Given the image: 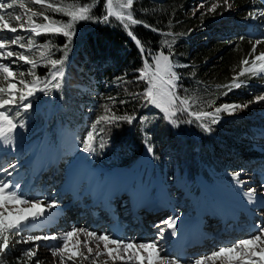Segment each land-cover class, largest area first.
<instances>
[{"label":"trees","instance_id":"obj_1","mask_svg":"<svg viewBox=\"0 0 264 264\" xmlns=\"http://www.w3.org/2000/svg\"><path fill=\"white\" fill-rule=\"evenodd\" d=\"M24 2L29 5V0ZM195 2L200 3L198 0H134L133 9L124 11H133L134 18L159 30L154 32L143 24L130 26L134 35L152 53L162 51L169 55L168 47H162V44L166 40L172 42L174 38L170 59L181 65L174 69L180 76L177 81L179 87L175 91L181 97L195 100L193 111L212 112L222 104H244L253 100L258 93L250 92V85H242L231 91L217 86L231 83L232 77L240 71L242 59L251 61L254 55L264 51V33L250 36L241 25L220 33L218 30L221 25L217 24L216 18L227 6L223 5L222 0H201L202 9L195 10ZM57 3H61V0H57ZM103 4L104 0H97V7L93 10L95 16L103 14ZM213 4L219 6L215 13H209L208 9ZM230 4L233 8L232 21L241 24L248 23L249 12L264 8L261 0H230ZM114 7L118 10L117 0H114ZM15 8L17 12L23 13V10ZM33 8L36 10L40 6L35 5ZM48 14L57 20L68 19L62 14ZM111 19V24L92 21L76 24V35L64 65L65 77L61 90H47V94L39 92L31 98L32 108L22 111L18 118L25 125L24 128L16 129L19 130V136L29 137V142L46 137L51 144L60 138L62 144L66 141V145L70 146L74 157L83 154L91 167L124 172L143 153L148 152L147 138V144L153 148L152 153L148 152L152 160L151 173L164 163H170L178 176L189 183L198 179L212 182L207 168L220 172L230 167L233 164V149L240 147L242 139L250 141V146H257L252 143L256 138L253 130L259 125L244 117H230L222 112L218 114V123L211 124L210 118L196 121L186 112H177L173 119L176 121L174 125L153 106H143L144 101L133 99L130 93L142 92L147 86L144 80L137 81L143 60L135 41L114 17ZM12 23L15 25L16 22L13 20ZM161 32L173 35L162 36ZM208 32L213 33L208 35ZM34 39L37 47L29 55L38 61L34 69L36 76L45 78L50 65L41 61L39 51L43 50L47 55L48 49L40 46L54 39L55 46L62 48L66 38L62 35L41 34ZM253 44L256 45V53L248 56ZM53 51V58L63 56V52L57 51L55 47ZM31 67L21 61L15 70L24 71V79L31 82L34 77L27 74ZM239 79L250 84L261 82L260 78L248 73ZM110 96L117 100V114H131L136 119L131 124L120 122L118 126L106 128L95 139L94 153H86L82 148V140L91 122L103 113L101 106L112 105L107 99ZM120 100H126L127 103L120 104ZM210 101H214L211 106ZM48 104L51 113L45 119ZM261 109L264 111V106ZM142 118H146L144 124L140 122ZM201 123L208 125L211 130L205 131L199 126ZM250 146L245 151H257L256 147ZM63 148L64 153L67 152V148ZM231 169L239 171L240 167ZM30 260L23 256V251L14 252L7 258L9 264H28Z\"/></svg>","mask_w":264,"mask_h":264},{"label":"snow or ice","instance_id":"obj_2","mask_svg":"<svg viewBox=\"0 0 264 264\" xmlns=\"http://www.w3.org/2000/svg\"><path fill=\"white\" fill-rule=\"evenodd\" d=\"M222 3L227 8L231 7L230 0H222ZM17 4H19L20 9H23V13L16 11L15 6ZM133 4L134 0H117V10L114 7V0H104L103 14L97 17L93 14V10L97 7V0H70V2L68 0H61V3H57V0H29V5H26L24 0H0V144L4 147L13 145L16 129L18 127H25L24 123L19 121L18 118L22 111H28L32 108L31 98H34L37 92H45L47 94V90H61L65 77L64 65L68 58V52L71 50L73 38L76 35L75 26L81 21L111 24L113 23V19L111 18L114 17L115 21L123 26L128 36L139 47L143 60V67L138 70L139 76L137 77V81L144 80L147 85L142 92H133L130 95L133 99L144 101L143 106L153 105L160 108L165 113V119H168L174 125L176 121L171 118L176 116L177 112H186L189 116L194 117L196 121H200L202 117H207L210 118L211 124H216L218 123V114L222 112L233 115L238 110L248 108L251 103L264 101V94H262L244 104H222L215 107L212 112L203 110L193 111L192 105L195 103V100H190L187 96L181 97L175 91L179 87L177 81L180 79V76L174 69L181 67V65L175 64L170 59L171 43L174 42V38L172 42L166 40L162 44V47L165 45L168 47L169 55H165L162 51L152 53L146 49L131 31L130 26L143 24L144 27L150 28L154 32L159 30L144 21L134 18L133 11H124L125 9H133ZM35 5H39L40 8L34 10L33 6ZM218 6V4H213L208 9V12L215 13ZM50 12L62 14L63 16H67L68 19L66 21L63 19L57 20L53 15L48 14ZM203 15L202 13V17ZM248 17L254 20L264 17V9L249 12ZM13 20L16 22L15 25L12 23ZM41 34H48L50 36L62 35L66 38L62 48L55 46L54 39H49L44 45L40 46L42 49H48L47 55L45 51H39L41 61L46 62V65H50L49 74L45 78L36 76L34 69L38 66V61L29 55L37 47V41L34 37ZM160 34L162 36L173 35L170 32H161ZM257 43L262 42L258 41ZM54 47L57 51L63 52L62 57L53 58L55 55L53 51ZM254 53H256L255 44H253L248 56H253ZM5 60L8 62L5 63ZM21 61L24 64L32 66L27 71L28 75L34 77L31 82L24 79L26 75L24 71L17 72L15 70ZM240 65V71L232 77L230 84L218 85L217 87L226 88L228 91H231L233 88H240L242 81H240L239 77L244 76L246 73L264 79V52L254 55L251 61L247 58L242 59ZM17 77H19L18 83L23 85L25 91L21 92L18 89ZM223 94L227 95V92ZM107 99L112 102V105L104 104L101 106L103 113L97 115L91 122L82 140V148L86 153H94L95 139L106 128L110 129L111 127L118 126L120 122L131 124L136 119L131 114H117L115 110L116 98L110 96ZM118 102L120 104L127 103L126 100ZM212 103L214 101H210L209 106ZM140 122L144 124L146 118H142ZM199 126L203 127L205 131L211 130L208 125L203 123ZM101 147H103V144H101ZM146 147L149 153L153 152L152 146L147 144V138ZM14 168V164H0V253H5L6 250L10 249L9 241L11 237L24 234L30 222H35L37 219L44 217L46 209H52L57 206L55 201L45 204L40 199L34 200L27 197L19 191L20 185L18 182L5 179V175H13L10 169ZM233 180L237 185L244 183L241 180V173L239 172L233 175ZM244 195L247 197L249 203H252L255 200L256 190L249 189ZM179 219L180 217L176 216L163 222L167 226V229H171L170 234L172 236L177 234V221ZM255 227L258 231L254 235L239 240L235 244L222 246L210 255L196 259L193 264H207L208 261H212L213 264L216 261H219L220 264H264V225H256ZM78 232H87V236L94 237L96 240L103 242L104 249L109 257H113L114 251L119 252L122 250L124 253H131L127 257L128 261L135 259L139 264H180L178 259L169 257L167 254H162L163 250L156 242H125L108 234H97L85 229L74 228L64 233L62 237L28 234L22 241L16 242H33V248L23 251V256L31 259L36 255V249L39 248V245H35V241H59V243L50 245L49 247L52 250L53 256L61 254V264H64L63 253H69V260L77 255H83L69 249V240L76 236ZM159 235L160 238H163V229ZM109 245H115L116 248L110 249ZM141 252L145 255H141ZM88 253L89 257H84L85 259L90 258L92 253L91 247L88 248ZM101 254L97 251V257ZM254 257H259V259H254ZM114 258L124 260L123 256Z\"/></svg>","mask_w":264,"mask_h":264},{"label":"rangeland","instance_id":"obj_3","mask_svg":"<svg viewBox=\"0 0 264 264\" xmlns=\"http://www.w3.org/2000/svg\"><path fill=\"white\" fill-rule=\"evenodd\" d=\"M198 1L200 3L195 2L194 4L195 10L202 9L201 0H198ZM261 1H262V4L264 5V0H261ZM16 7L19 9V11L23 10L19 8V4H17ZM232 14H233L232 7L227 8V10L225 9L224 12L219 14V16L216 18L217 24L221 25L220 26L221 28L218 30V32L220 33L227 32V28H230L231 30H233L234 27H236L237 25H241V26H244L245 31L251 36H256L257 34L264 33V17H261L255 20L250 18L248 23L241 24V23L232 21V17H231ZM212 33L213 32H208L207 34L211 35ZM8 35H11V34H8ZM25 35H27V33H25ZM165 55H168V54H165ZM4 62L7 63L8 61L5 60ZM257 63L259 64V62ZM257 71H259V69H257ZM17 81L19 80L17 79ZM242 85H250L252 89L250 88L249 90L250 92H253L254 94L255 93H258V95L264 94V83L250 84V83L242 82ZM17 87L21 92L25 91L23 88V85L19 84L18 82H17ZM253 88H257V89H253ZM263 106H264V101L256 102V103L249 105L250 107L249 109L238 110L235 114L229 115L230 117H244L248 119L249 121H253L259 125L258 128H255V130H253L256 138L254 139L255 142H252V143L257 146H250L251 144L250 141L242 139L241 144L239 143L240 147L233 149V161H232L233 164L230 167L225 168L221 170L220 172H216L212 168H207L210 176L212 177V183H207L206 181L202 179H198L194 183L190 184L189 182H186L180 176H178L175 168L170 163H164L161 168H157V170L154 173H151L150 169L152 168V160H151L150 154L148 152H145L140 156L137 162L133 164V166H131V170L130 168L128 169V172H126V174H122L119 171L112 173L113 175H121L124 177V179L121 180L122 182L119 185V188L122 189V187L128 184V181H131V179H134L136 180V183H135L134 194L131 196L132 199L135 198L137 201V197L139 198V194L140 195L142 194L143 198H145L146 201H149L150 199L149 197H151V200L157 198L163 201L164 204L167 205L168 210L163 213H162L163 211L162 209L161 211L155 210V214L159 215L158 217H161L164 219L167 218L165 220L174 218L172 216L174 215L176 211L175 217L176 216L180 217V219L177 221V235L181 234V231L182 233L184 232V230L186 231L188 228L187 225H191L193 221L195 220L197 221L200 219V221L202 220L207 221V218L209 217L208 211L210 208L214 207L216 212L222 214L223 212L222 209L219 210L218 207L221 208L222 206H224L225 204L224 202L228 204V199L230 200L231 198L233 200V203L239 202V203H236L235 205L232 204V207L234 206V209L232 207L231 208H232V212L234 213L235 209L238 208V205L243 206L248 202L247 197L244 195V193L247 192L249 189H251L252 186L254 187L257 186L256 191L257 190L264 191V111L261 109ZM153 107L156 108L165 118V113L160 108L155 107V106ZM50 113H51L50 105L48 104L46 108V113H45L46 118L45 119L49 117ZM174 117H172L171 119H174ZM202 118H207V117H202ZM166 120L169 121L168 119ZM19 135H20L19 130H16L13 145L9 147H3L1 150L5 152V155L0 159V164H14L15 165L14 169H10L13 172V175L12 176L5 175L4 178L7 180L18 182L20 185L19 191L22 192L27 197L32 198L34 200L40 199L44 201L45 204H47L48 202L55 201L57 205L56 207L60 208V206H62L60 209L64 210L65 207L67 205L69 206V204L72 201L70 199L64 200L66 196L69 197L68 196L69 194L67 193L66 189H70L73 186H75V181H76L78 172H80L79 174H80L81 180L79 181V185L81 186L83 183L87 182L91 173L97 171V168L91 167L86 162L83 154H80L74 157V155L70 151L71 150L70 146L66 145L67 144L66 141H64L62 144L60 138H58L55 144H51L50 142H48V138L46 137H44L43 139H38L35 141L32 140L31 142H29L30 141L29 137H24V136H19ZM72 135H74V132H72ZM64 137L67 138L66 136ZM64 146L65 148H67V152L65 153H64V148H63ZM249 146L256 147L255 149H257V151H254V150L250 152L245 151V150H248ZM70 152H71V156H70ZM1 153L2 152H0V154ZM235 166L240 167V170L235 171L234 169H231L232 167H235ZM237 172L241 173V180L244 181L242 185H237V183L233 180V175ZM86 184L83 185L82 187L86 186ZM238 188L239 189L242 188L243 192L241 193L234 192ZM61 191L64 194L63 197H61L62 196L60 193ZM168 195H170L173 205L169 202ZM213 197L215 199H213ZM210 199L212 200V202H215V203L217 201L221 202V205L215 204V206H213V203L210 201ZM222 200L224 201L222 202ZM127 201L130 204V199L128 196H127ZM263 203H264V200H263ZM117 204L120 206L114 207L116 212L118 211L119 207L121 208L120 213L125 208H126L127 214L130 213L132 210L130 205L128 207L126 206L123 207V205L119 204V202ZM153 207L154 206H152V208ZM80 208L81 210H83L81 206ZM148 208H151V207H148ZM222 208L224 209V207ZM54 209L55 208L46 209L44 217L37 219L35 222H30V225L25 230L24 234L13 236L10 238V241H9L10 249L6 250L5 253H0V264H9V262H7V258H9V256L12 253L21 252V251H24L25 249L34 247L33 242H28V243H23V242L17 243L16 242V241H22L23 238H26V235L28 234L51 235L50 233L52 232L51 231L49 232V230H47L46 227L41 232L37 231L36 229L39 228L38 227L39 222H41L42 220L44 221V219L47 216H50V214H54L55 212ZM147 213H148L147 216L150 217L147 220L149 222H145V224L142 226L138 224H134V228L132 229L133 231L132 232L129 231L130 236L129 234L125 235L124 237L113 236L112 235L113 226H111L110 228L105 225L100 230L98 229L94 230L90 225L83 224L87 222L86 220L82 223L83 224L82 226H86V228H81V229H85L87 231H91L97 234H106L103 231L104 230L108 231L109 229H111V232L108 233V235L114 238L121 239L125 242L134 241L136 243H145V242L158 243V241H160L159 234L161 230L163 229L164 234L166 235V233L168 234L171 232V229H167V226L163 224L164 219H163V222L157 223L158 225L155 224L153 221L154 217L151 215V212L148 211ZM62 214H63L62 211H60L58 214L60 216V219L58 218L59 220H63ZM259 216L260 215H258V218L255 217L252 222H249L247 217H243L241 228L238 230L240 231L239 234H235L233 232L235 224L230 228V230L227 229L230 231L229 233H223L222 235H219L218 231L214 232V236L218 237L217 241H215V238L213 239L209 238L210 240L208 241L212 245L211 247L206 248L203 252L210 255L212 252L218 250L222 246H228V245L235 244L239 240L246 239L254 235L258 230L253 231L251 233V228H253L255 225H264L263 215L261 218ZM139 217H143V215H140ZM49 219L51 218H48V220ZM150 220H152V222H150ZM58 222H60L61 224L62 229L60 230H63L64 224L61 223V221H58ZM72 222L77 223L76 216L72 219ZM159 224L160 225L163 224L164 226L161 227L159 226ZM117 225H118V229L122 230V227L119 226V224H116V227ZM193 226L194 225L191 226V229ZM114 227H115V224H114ZM138 227H140V229H143V230L145 228L146 229L150 228L151 232L149 236L147 237V240L143 239L140 236V233L142 232V230H139ZM183 227L185 228L183 229ZM67 230L71 231L69 229ZM67 230L66 231L64 230L63 234L68 232ZM135 231L137 232V234H134ZM210 232H211V229L208 230V234L206 235H209ZM61 234L62 233L60 234L52 233V235H55L58 237H62L63 234L62 235ZM82 236L84 238H87L88 237L87 232H82L81 234L77 233L76 236L72 237L69 240V249L82 253L83 255L82 256L77 255L73 257V259L69 260L68 259L69 253L67 252L63 253L64 264H127L124 260L122 261L120 259L121 261L120 262L117 258L116 260H113L111 263L107 262L106 259L109 256L107 255V252L104 249L103 242L97 240V242H94L92 245H89V246L87 245L88 246L87 247L86 245L81 244ZM34 243L35 245H39V248L36 249V255L31 258L28 264H37V262H39V264H61V254H57L56 256H53L52 250L49 247L50 245L59 243V241H51V240L50 241H35ZM174 244L176 243L175 242L171 243V245H174ZM83 246H85L87 249ZM89 247L92 248V253L90 255V258L85 259L84 257H89V253H88ZM167 247H168L167 244H164V246L162 247L163 253H165L166 250L168 253L169 251H171V248H167ZM109 248L115 249L116 246L109 245ZM172 248L175 249V247L173 246ZM193 248L195 247L193 246ZM97 251L102 253L98 257H97ZM121 253H123L125 256L128 254V253H124L122 250H121ZM168 253L167 255L169 257H173L178 260L182 259V258L179 259L177 254L173 256V254H168ZM141 255H145V254L141 252ZM118 256L119 254L116 251H114L113 258L118 257ZM254 259H259V257H254ZM216 262H219V261H216ZM134 263L139 264V262L135 261V259H134ZM180 264H190V263H189V260L188 261L186 260L185 262L180 261Z\"/></svg>","mask_w":264,"mask_h":264},{"label":"bare ground","instance_id":"obj_4","mask_svg":"<svg viewBox=\"0 0 264 264\" xmlns=\"http://www.w3.org/2000/svg\"><path fill=\"white\" fill-rule=\"evenodd\" d=\"M130 170H131V168H130ZM126 172H128V171H126ZM112 173L113 172H111V171H107L106 175L109 177V176L113 175ZM80 180L81 179H80V174H79L78 175L77 186H73L70 189H66L67 193L69 194L68 195L69 197L66 196L64 198V200H69L70 196H71V199H72V201L69 204V206L67 205L64 210L60 209L62 206H60V208L59 207H55L54 214H50V216L48 217V218H51V219L52 218L55 219L56 216L59 214V212L62 211V213H63L62 214V216H63L62 222L64 224V229L60 230L62 228L59 226V223L57 222V223H54L52 225L49 224V232L51 231L53 234H58V233L59 234L60 233L63 234V231L64 230L66 231L67 229L72 230L74 228L75 229L86 228V226H82L83 224L90 225L94 230L95 229L100 230L105 225L107 227H109L111 224H119V226L122 227V230H119L118 233L112 234V235L115 236V237H124L125 235L129 234V236H130V232L129 231H131V232L133 231L132 229L134 228V224H138V225L142 226V225L145 224V222H149V221H147L150 218V217L147 216V214H148L147 212L148 211L151 212V215L154 217L153 221H154L155 224L163 222L164 218L158 217L159 215L155 214V210L156 211L157 210L161 211V209H162L163 210L162 213L168 210V207L163 202H161L157 198L151 200V197H149L150 198L149 201L151 202L150 203L149 201H146L145 198H143L142 194L139 195V198L137 197V202H135L136 201L135 198L132 199L131 196H129V194L125 195L123 192H121L122 189L119 188L120 181L118 179L115 181V185H114L115 188L111 187L109 189V192L113 191V192L119 193L118 197L115 198L112 201V203H111V204H113L112 207L107 210L101 204H98L97 206H94L93 209L90 210L89 214H87L84 210L89 207L88 203L92 199L93 194H92V191H89L88 193H84V194L83 193H79L80 190L85 187V186L84 187H82V186L86 184V183H83L80 186L79 185V181ZM126 186L127 185H125L123 188L126 189ZM252 188H254L256 190L257 186L256 187L252 186L251 189ZM70 191L73 194H70ZM234 192H236V193L240 192L241 193L243 191H242V188H240V189L238 188ZM60 193L62 195L61 197H63L64 194L62 193V191ZM261 193H263V194H261ZM242 195H243V193H242ZM127 196L130 199V204L127 201ZM168 196H169V202L172 204L170 195H168ZM260 196H261V198L264 197V191H258L257 190L256 191V197H255V200H254L253 203L258 202L260 200V198H259ZM213 199H215V198L213 197ZM263 199L264 198H262V200ZM84 200L86 202H84ZM153 201H155V202H153ZM223 201L224 200H222V202ZM247 201H248V199H247ZM118 202H119V204L123 205V207L124 206L128 207L130 205V207L132 209L131 212L127 214L126 208H125L120 213V211H121L120 207L118 208V211L116 212L114 207L115 206H117V207L120 206V205L117 204ZM211 202H212V200H211ZM154 203H155V205H154ZM212 203H213V206H215V204L221 205V202H219V201H217L216 203L215 202H212ZM224 203L226 205H228V206L231 205L230 207H232V204L235 205L236 203H239V202L233 203V200L231 198L230 200L228 199V204L226 202H224ZM259 203H260V205H256L255 206V204L250 205V203L248 201L243 206H239L238 205V208L235 209V211H234V213L232 215H230L227 212H225V210L222 208V207L225 206V204L221 208L218 207L219 210L222 209V211H223L222 214L216 212L214 207H213L214 210H213V208H210L209 211H208L209 217L207 218V221H204V220L200 221V219H199L197 221L196 220L193 221V223L191 225H187L188 228H187L186 231L191 232V230H192L191 226L194 225L193 226L194 227V232L190 233L188 236H186V234H184V236H183V246L182 247L181 246L179 248L177 247V243L180 241V237L182 235V231H181V234H179V235L176 234L175 236H172L170 234L171 232L168 233V234L166 233V235L164 234L163 238H160V241H158L157 244L160 246L161 249L164 246V244H167V246H168L167 248H171V251H169V249H168L169 253L166 250V252L162 253V254H167L168 253V254H173V256H175L177 254V248L180 251L183 250L182 251L183 252L182 259L179 258L180 259L179 261H182V262L184 261L185 262L186 260L187 261L189 260V263L193 264V262L196 259L209 255V254H207V253H205L203 251L206 248L211 247V245H212L208 241V240H210L209 238H211V239L215 238V241H217L218 237L214 236V232L218 231L219 235H222L223 233H229L230 232L229 231L230 228L235 224L233 232L235 234H239L240 233V231H238V230L241 228V223L243 222L242 218L243 217H247L246 214L244 213V210H242L241 208H245V210H249V211L253 212L254 214L255 213H262L263 218H264V213H263L264 212V204H263V201H262V203L261 202H259ZM149 205H151V206H149ZM80 206L83 208V210L79 209ZM152 206H154V207L152 208ZM148 207H151L152 210H151V208H148ZM232 208L234 209V206ZM140 215H143V217H139ZM175 215H176V211H175V213H174V215L172 217H175ZM74 216L78 217L77 223L72 222V219L74 218ZM165 217H167V216H165ZM255 217L256 216L253 215L250 218L247 217V219H248L249 222H252ZM58 218L60 219L59 215H58ZM87 218H90V220L87 221L86 220ZM59 219H58V221H59ZM165 219H167V218H165ZM165 219H164V221H166ZM85 220L87 222L83 223ZM46 221L47 220H44L43 222H46ZM139 221H140V223H139ZM150 222H152V220H150ZM80 223H81V225H80ZM163 224H161V225L159 224V226L162 227V226L165 225V224L164 225ZM255 226L253 228H251V233L253 231L258 230ZM44 227H47V225L44 224ZM138 228H139V230H142V232L140 233V236L143 239L147 240V237L149 236V234L151 232L150 228H147V229L145 228L144 230L140 229V227H138ZM184 228L185 227H183V229ZM209 229H211V232H210L209 235H206V234H208V230ZM227 229H229V230H227ZM43 230H44L43 227L41 229H38L39 232H41ZM219 230H221V231H219ZM103 232L108 234V233L111 232V229H109L108 231L104 230ZM184 232H185V230H184ZM52 233H50V234L52 235ZM78 233L81 234L82 232H78ZM134 234H137V232L135 231ZM174 238H175V240H174ZM94 242H97V240L94 237H89V236L87 238H84L83 236L81 237V244L82 245H86V246L88 245L89 246V245H92ZM172 242H175L176 244L171 245ZM172 246L175 247V249L172 248ZM193 246L195 248H193ZM83 247H85V246H83ZM117 253L119 254V256H123L124 257V261L127 264H133L134 263V259L132 261H128L127 260V257L129 255H131V253H128L126 256L123 253H121V251H119ZM190 258H191V260H190ZM117 259L120 261L119 258H117ZM113 260H116V258L114 259L113 257H108L106 259V261L110 262V263ZM207 264H213V262L212 261H208ZM215 264H219V262H215Z\"/></svg>","mask_w":264,"mask_h":264}]
</instances>
